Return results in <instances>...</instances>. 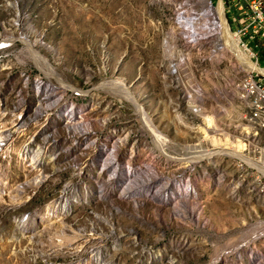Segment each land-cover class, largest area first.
Listing matches in <instances>:
<instances>
[{
	"label": "rangeland",
	"instance_id": "rangeland-1",
	"mask_svg": "<svg viewBox=\"0 0 264 264\" xmlns=\"http://www.w3.org/2000/svg\"><path fill=\"white\" fill-rule=\"evenodd\" d=\"M208 2L0 0V264H264L263 75Z\"/></svg>",
	"mask_w": 264,
	"mask_h": 264
},
{
	"label": "built area",
	"instance_id": "built-area-1",
	"mask_svg": "<svg viewBox=\"0 0 264 264\" xmlns=\"http://www.w3.org/2000/svg\"><path fill=\"white\" fill-rule=\"evenodd\" d=\"M224 6V13L230 29L236 34L242 46L251 54L256 64L264 69L260 57L264 55V0H212ZM258 48H262L260 51ZM261 82L264 84V72Z\"/></svg>",
	"mask_w": 264,
	"mask_h": 264
},
{
	"label": "bare ground",
	"instance_id": "bare-ground-1",
	"mask_svg": "<svg viewBox=\"0 0 264 264\" xmlns=\"http://www.w3.org/2000/svg\"><path fill=\"white\" fill-rule=\"evenodd\" d=\"M199 1L201 3H203V4L204 3L207 4V6H210V2H208L209 0H199ZM210 11L213 12V13H215V18H216L215 21L217 22V26H218V29H219V36L221 38L220 40L222 41V43L224 45H227L236 55H238V57L241 59L242 63L245 66H247L251 70H261V71L264 72V69H261L256 64V62L252 59L251 54L242 46V43H241L240 38L236 34H234L232 32V30L230 29V26L228 25V22L226 20V16H225V13H224V6H223V4L220 3L219 5H217V7L212 6L210 8ZM229 31H230V33L232 35V38L235 41L229 36ZM72 124H73V122H72ZM204 156L202 155L201 157H197L194 160L203 159ZM109 161H111V160H109ZM251 164H254L256 166H260L259 164L255 163V162H251ZM138 169L142 173V174H138L137 175L138 176V181H136V182L134 181V183H131V181L128 180V181H130V184L127 183V184H129V186H128L129 190H132L133 191L134 196H137V195L142 194L141 192H139V187L140 188L147 189V187L151 186L153 183H155L157 181H160L161 180V182H162V178L153 170V168L145 167V168H138ZM130 172L131 171L129 170V173ZM125 184H126V180H125V182H120L119 183V186H123L124 187ZM167 184L168 183H162L161 185H162V187L167 188V190L169 191L170 190L169 189V185H167ZM125 187H127V186H125ZM177 188L180 189L179 187H177ZM177 198L180 201H182V202H184L186 204L188 202V199H190L186 193H182V192H179V196ZM184 211H185V209H184Z\"/></svg>",
	"mask_w": 264,
	"mask_h": 264
}]
</instances>
